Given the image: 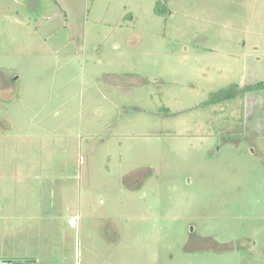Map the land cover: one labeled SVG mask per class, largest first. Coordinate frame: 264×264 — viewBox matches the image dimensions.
Segmentation results:
<instances>
[{
  "label": "rangeland",
  "instance_id": "rangeland-1",
  "mask_svg": "<svg viewBox=\"0 0 264 264\" xmlns=\"http://www.w3.org/2000/svg\"><path fill=\"white\" fill-rule=\"evenodd\" d=\"M263 80L264 0H0V263L264 264Z\"/></svg>",
  "mask_w": 264,
  "mask_h": 264
},
{
  "label": "trees",
  "instance_id": "trees-1",
  "mask_svg": "<svg viewBox=\"0 0 264 264\" xmlns=\"http://www.w3.org/2000/svg\"><path fill=\"white\" fill-rule=\"evenodd\" d=\"M246 92H252V93H264V80L256 83L253 86H249L246 89Z\"/></svg>",
  "mask_w": 264,
  "mask_h": 264
},
{
  "label": "built area",
  "instance_id": "built-area-1",
  "mask_svg": "<svg viewBox=\"0 0 264 264\" xmlns=\"http://www.w3.org/2000/svg\"><path fill=\"white\" fill-rule=\"evenodd\" d=\"M75 223H76V218H75V217L71 218V219H70V225H71V226H74Z\"/></svg>",
  "mask_w": 264,
  "mask_h": 264
},
{
  "label": "water",
  "instance_id": "water-1",
  "mask_svg": "<svg viewBox=\"0 0 264 264\" xmlns=\"http://www.w3.org/2000/svg\"><path fill=\"white\" fill-rule=\"evenodd\" d=\"M0 264H10L9 262H3V263H0Z\"/></svg>",
  "mask_w": 264,
  "mask_h": 264
}]
</instances>
